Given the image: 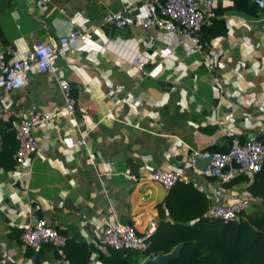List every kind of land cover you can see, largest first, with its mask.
Listing matches in <instances>:
<instances>
[{
  "label": "crops",
  "instance_id": "0c3cea01",
  "mask_svg": "<svg viewBox=\"0 0 264 264\" xmlns=\"http://www.w3.org/2000/svg\"><path fill=\"white\" fill-rule=\"evenodd\" d=\"M124 7L137 23L103 22L107 9ZM148 12L145 0H0V54L8 61L40 40L91 27L58 60V76L79 101L73 114L63 111L52 74L33 75L25 88L0 97V264H75L53 247L24 246L22 226L37 219L98 249L116 220L155 233L168 194L152 179L155 171L184 169L210 207L217 182L205 161L190 163L191 149L252 134L264 140V8L255 0H218L201 44L144 29ZM169 44L177 47L168 55ZM137 56L142 61L134 63ZM30 113L55 116L35 131L40 149L24 181L16 127ZM246 186L243 179L231 188ZM256 211L264 204L254 197L248 213ZM87 264H101L98 250Z\"/></svg>",
  "mask_w": 264,
  "mask_h": 264
},
{
  "label": "built area",
  "instance_id": "2783aa9c",
  "mask_svg": "<svg viewBox=\"0 0 264 264\" xmlns=\"http://www.w3.org/2000/svg\"><path fill=\"white\" fill-rule=\"evenodd\" d=\"M217 1L145 0L149 12L142 19L141 24L144 29L156 26L174 33L178 36L179 42L191 39L201 44L203 28L211 25L217 17ZM255 2L264 8V0H255ZM126 11V7L119 10L107 9L103 22L121 28L134 25L139 21L137 15H128ZM90 29L91 27L83 24L80 28L61 33L57 37L51 36L48 40H40L22 58L8 61L0 54V97L5 92L25 88L33 75L52 74L64 94L63 111L67 115L73 114L79 101L71 95L68 81L58 76V60L67 56L78 41L89 35ZM176 47L174 44H169L167 54H172ZM141 61L142 58L139 56L133 60L134 63ZM119 88L122 87L119 86ZM54 116L53 113H30L21 116L17 122L18 148L15 159L24 181L27 180V175L32 173L33 159L40 149V141L35 131L41 124L51 122ZM78 143L85 144V137L79 139ZM227 147L226 151L192 148L190 163L196 165L198 162L205 161L208 175L217 182L213 193L214 201L205 212V217L221 219L225 222H240L249 212L254 200L248 185L256 179L264 166V140L254 134L246 139L233 137L230 142H227ZM239 176L247 178L245 180L247 186L244 189L237 191L227 186ZM152 179L167 191L173 189L179 182L192 181L184 169L157 170L152 174ZM24 181L21 184L22 189L27 187ZM22 229L24 246L34 250L50 244L61 251L67 243L68 236L43 219L26 223ZM153 234V230L140 234L135 225L116 220L106 228L101 240L103 248L139 252L143 257V263L158 255L150 249Z\"/></svg>",
  "mask_w": 264,
  "mask_h": 264
},
{
  "label": "trees",
  "instance_id": "16d2710c",
  "mask_svg": "<svg viewBox=\"0 0 264 264\" xmlns=\"http://www.w3.org/2000/svg\"><path fill=\"white\" fill-rule=\"evenodd\" d=\"M231 139L228 137L226 141ZM211 150L226 151L228 147L216 146ZM243 179L247 180L236 177L227 186ZM248 190L264 204V166L249 183ZM208 208V197L193 182L177 183L158 205L160 223L151 238L150 249L157 254L168 253L184 242L179 257L169 264H264V211L247 213L240 222H225L205 217ZM55 250L60 258L75 264H87L95 250L99 251L101 264H142L143 260L134 250L98 249L94 244L70 237L61 251Z\"/></svg>",
  "mask_w": 264,
  "mask_h": 264
},
{
  "label": "water",
  "instance_id": "95a60500",
  "mask_svg": "<svg viewBox=\"0 0 264 264\" xmlns=\"http://www.w3.org/2000/svg\"><path fill=\"white\" fill-rule=\"evenodd\" d=\"M184 242L177 244L173 249L168 253L158 254L155 258H149L145 260L142 264H169L172 260L179 257Z\"/></svg>",
  "mask_w": 264,
  "mask_h": 264
}]
</instances>
